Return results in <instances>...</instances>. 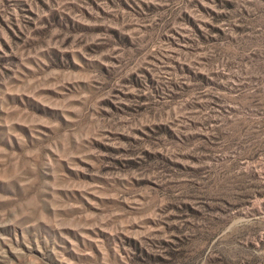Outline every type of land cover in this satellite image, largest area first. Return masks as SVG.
I'll return each instance as SVG.
<instances>
[{
    "label": "rangeland",
    "instance_id": "374dc122",
    "mask_svg": "<svg viewBox=\"0 0 264 264\" xmlns=\"http://www.w3.org/2000/svg\"><path fill=\"white\" fill-rule=\"evenodd\" d=\"M0 264H264V0H0Z\"/></svg>",
    "mask_w": 264,
    "mask_h": 264
}]
</instances>
